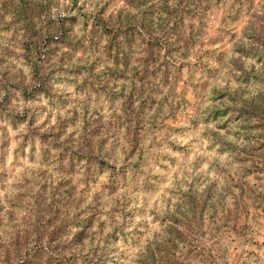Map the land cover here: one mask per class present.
Returning a JSON list of instances; mask_svg holds the SVG:
<instances>
[{
    "label": "rangeland",
    "instance_id": "rangeland-1",
    "mask_svg": "<svg viewBox=\"0 0 264 264\" xmlns=\"http://www.w3.org/2000/svg\"><path fill=\"white\" fill-rule=\"evenodd\" d=\"M161 1L123 0V7L117 13L110 14L119 6L120 0H108L98 14H85L87 0H84V4H81V0H72V6L62 10L75 12L77 15L60 19L59 27L57 21L51 19L53 9L60 8L59 0L0 2V12L3 13L0 14V22H3L4 15H12L14 20L13 24L5 25L4 30H11L18 21H23L26 22L25 27L29 28V34L35 41L43 43L40 45L43 50L38 61L40 71L57 75L64 65L74 62L84 65L89 57L95 56L96 61L91 65L93 70L96 64L103 63L107 66L109 76L106 81H101L94 80L90 75L89 80L93 82L89 84L86 81L83 87L77 89L87 94V100L84 102L85 127L78 151L84 154L67 157L68 148L60 142L64 134L61 131L60 139L55 140L56 145L52 148L46 144L47 147L43 149V163L49 168H53L54 164L55 167L51 175L46 172L40 173L46 182L42 185L39 200L36 197L34 209L29 211L23 204V210L18 211H29V215L21 217L17 216L16 211L9 212L12 213L10 218L17 227L16 231L18 230V241L24 236L25 242H28L22 247L21 255L29 251L33 257V264L36 262L41 264L48 254L46 248L30 245L36 237L33 225L46 227L50 224L42 225L40 221L46 220L52 209L39 206L45 205L49 191L62 197L61 205L55 209V215L81 208L89 192H94L92 211L94 214L90 217L94 220L92 225L90 224L91 227L88 226L89 235L98 221L102 230L105 225L100 217L104 214L103 209L106 205L115 203L113 214H118L120 210L117 207L123 205L125 209L128 208L131 196L141 191L153 190L146 187L150 152L162 149L171 141V134L179 130L180 121L190 119L194 109L199 111L210 87L212 92L218 95L215 98L217 101H222L228 96L234 105L239 106L237 97L229 95L227 90L219 94L217 88L213 87V81L218 80L220 73L226 68L230 74L232 69L243 71L242 62L228 59L230 51H237L244 56H254L264 49L262 15L264 6L257 9V0H236L239 10L234 16L232 12L234 6L230 5L228 0H166V6L161 5ZM254 9L257 16V38L252 41L250 47L237 45L230 48L229 45L233 44L239 35V20L246 18ZM46 14L48 18L45 20ZM99 17L112 29L111 32L116 33L121 31L120 29H125L132 34L123 62L113 60L107 53L110 47L109 38L112 39V43L118 41L119 45H122V39L106 36L100 31L96 23ZM82 18L85 35L77 38L75 31ZM217 25L221 27L217 28ZM45 32L46 35L55 37L50 38L52 40L47 45L41 38ZM57 34L59 39L56 38ZM261 60H264V55H260L258 63ZM3 63L4 61L0 59V64ZM84 68L88 71V66ZM5 73L22 83L30 84V80L23 72L21 74L19 70H14V66L5 68L0 73L2 80L5 79ZM236 79L238 82L259 84L260 95L251 103L264 107V75L257 74L253 68L252 72H246L242 78ZM116 88H119L120 92H115ZM178 88L181 89L179 102L174 104ZM93 95L96 96L95 100L92 98ZM40 98L39 96L36 102ZM54 99L53 96L50 100ZM105 99L108 103L93 113L94 119H89V106L93 103L102 104ZM68 100L74 104L80 103L72 101L71 97H68ZM51 106L63 108L67 107V104L56 101L51 103ZM227 109L232 112L234 108ZM121 110L125 113L124 117L116 115ZM73 112L77 122L80 119V112L77 109H73ZM108 112H112L113 115L111 117L105 115ZM242 115L239 117L232 115L231 122L222 127L228 130L229 134H233L229 126L239 123L241 132L235 135L238 139L242 135L247 141V146L239 149L235 145L227 147L236 154L234 160L241 167L218 169V178L208 183L203 192L198 190V185L205 183L207 177L199 176L188 185L187 193H178L182 202L177 205L176 211L169 212L164 217H156L161 224L169 225L167 229L169 239L163 246L168 251L165 253L161 246H157L151 251V258L147 264H166V261L167 264H171L173 259L175 264H257L264 258L256 255L257 252L264 253V249L256 247L259 241L254 239L252 245L245 244L243 239L247 232L241 233L245 221L251 224L248 218L253 213H264V119ZM113 137L116 139V145L110 148ZM149 137L151 143L146 150L144 145ZM66 143L69 145L76 143L75 133ZM121 144L134 146L133 151L125 157L126 161L131 162L138 158L141 163L121 169L125 180L123 185L120 176L110 177L111 187L101 185L100 178L104 172L115 171ZM53 150L60 151L61 155L54 158L51 154ZM98 151L104 154L99 169L97 164L91 161V155L99 158ZM109 161L113 163L109 164ZM82 165L85 175L80 179ZM56 173L62 177L59 182L54 179ZM130 176L137 179V186L120 201L114 202L112 198L116 193L121 191L122 187L129 186L127 180ZM219 177L226 178L222 186ZM23 199L21 197V202ZM3 212L2 209L0 216ZM261 220H264V215L261 216ZM142 225L148 227L146 223L142 222ZM86 228L84 227V230L75 237L77 240L74 245L84 244L85 239H90L86 236ZM14 232L11 231L12 235ZM143 235L141 234V239ZM41 240L44 241L43 237ZM209 246L212 261H208L203 252V249ZM249 248L252 249L251 255H248ZM242 249L244 255H241Z\"/></svg>",
    "mask_w": 264,
    "mask_h": 264
},
{
    "label": "clouds",
    "instance_id": "clouds-1",
    "mask_svg": "<svg viewBox=\"0 0 264 264\" xmlns=\"http://www.w3.org/2000/svg\"><path fill=\"white\" fill-rule=\"evenodd\" d=\"M2 2V0H0ZM19 3V0H16ZM46 2V0H45ZM108 0H87V7L84 8L85 14H98L100 8L103 7ZM230 5H233V15L235 16L239 10V4L236 0H228ZM84 4V0H81ZM59 10L54 8L51 14V19L57 21L59 27V20L69 15H77L75 12L64 11L65 7L72 6V0H59ZM264 6V0H257V9ZM123 7V0H120L119 6L115 7L110 14H115ZM0 14H3L0 12ZM264 15V13H262ZM45 15V20L47 19ZM256 9L248 13L246 18L239 20L238 32L239 35L233 44L229 45L230 48H235L237 45L250 47L252 41L257 38L256 31ZM14 23L12 15H4L3 22H0V59L4 61L0 64V73L5 68L14 66V70L22 71L25 77L31 80L33 69L25 57H31L33 61L36 60V54L30 49L24 47L25 44H31V39L24 29V23L16 24L11 30H4L5 25ZM84 20H80L76 28L75 35L77 38L85 35L83 29ZM221 27L217 25V28ZM47 33L45 32V35ZM59 39V34H57ZM107 43V41H105ZM259 47V45H257ZM260 55H264V49L258 55L244 56L237 51H230L228 59L233 61L242 62L243 71L232 69L231 74L229 69L226 68L220 73V78L213 81V87L217 88L220 93L226 90L229 95L237 97L239 107L245 106V103H251L254 98L260 95V85L254 83L238 82L236 77H243L246 72L250 73L255 68L257 74L264 75V60L258 63ZM96 61V57H89L84 65L79 62L64 65L61 71H58L56 76L51 77L48 81L52 85L54 100L45 97L43 93H39L41 98L38 102H28L21 104L14 115L20 117L25 116V108L37 109L36 115L28 114V118L34 120V123L29 127L28 119L20 124L19 128L14 129L11 126V121L4 123L0 121V206L3 207V215L5 218L9 212L16 211L17 216L29 215V211L34 209L35 200L38 194L41 193L42 185L45 184V179L41 177V172L52 174L53 168H49L43 163L44 153L43 149L47 147L42 142V134H59L61 130V121H69L74 115L73 109L80 112V119L77 120L75 125L68 124L61 143L65 148L71 147L72 151L80 150V138L84 133L85 127V101L87 94L77 91L78 87H83L85 82L90 84L93 81L89 80L92 75L93 79L106 81L109 76L107 75V66L103 63L96 64L93 68L92 63ZM88 66V71H80L82 67ZM74 71H79V76L72 75ZM3 77L0 75V80ZM59 81V82H54ZM38 86V85H37ZM30 92L32 88L28 89ZM15 91V89L10 90ZM115 92H120L119 88ZM181 89H177V99L173 101L174 104L179 102V94ZM15 94L16 91H15ZM9 95L6 92H0V102H3L4 96ZM71 97L72 101H80L79 104H74L68 100ZM93 100L96 96L93 95ZM59 101L61 104H67V107L53 108L51 103ZM107 99L102 104L93 103L89 106V119H94L93 113L107 104ZM233 101L225 96L222 101H217L213 97L212 88L210 87L207 92L199 111L193 110L190 119H182L179 124V130L171 134V141L166 143L162 149L150 152L148 168L146 172V187L153 189L152 191H141L130 197L131 203L128 205V212L131 216H123L121 214H113L115 203L108 204L103 209L104 214L100 220L104 222V227L101 230L100 222L98 221L91 230L90 239L84 240L83 248H74L73 252L80 254H87L90 249L96 247H104L107 252L106 258H110V264H147L151 258V251L157 246L162 247V251L167 253L168 249L163 247L169 239L167 231L169 225L161 224L156 219L157 216L164 217L167 213H174L177 205L181 204V197L179 192L187 193L189 191L188 185L192 184L194 178L199 176L207 177V181L198 185V190L203 192L208 186V183L218 178L217 170L228 168L239 169L240 164L234 160L235 153L231 151L227 145H235L238 149L247 146V141L242 138H237L235 133L241 132L239 123L231 124L229 126L231 133L221 127L224 120L217 121L215 118L216 109L223 110L224 108H236ZM236 114H238V109ZM111 117L112 112L105 113ZM119 117H124L123 110L116 113ZM233 112H229L232 116ZM75 133L76 143L69 145L66 143L68 138ZM26 137H29L26 140ZM105 139H108L105 137ZM151 143V137L145 141V149ZM116 139L112 138L110 148L115 147ZM33 148L35 149L33 153ZM134 149L132 144H121L119 160L116 163L115 171H106L100 178L101 185L111 187L110 177L120 176L121 184L125 183L123 172L124 167H131L132 165H139V159H134L131 162L126 161L125 157L130 154ZM52 156L57 158L61 155L60 151H52ZM111 154L110 152L108 153ZM34 155V159H30ZM100 159L104 158V154L98 151ZM109 164L113 161H109ZM97 169L99 163L97 161ZM85 175L84 165L80 168V179ZM56 182H59L62 177L59 173L54 176ZM220 185H224L225 177H219ZM128 187H122L121 191L117 192L112 198L113 201H120L125 195L132 192L137 186V179L129 177L127 180ZM94 192H89L85 203L81 208H86L87 205L93 203ZM23 197V204L29 211H18L13 208L14 203L21 201ZM243 206H241V210ZM94 213L92 211L84 213L80 220L88 221ZM247 216V213H245ZM264 213H253L248 219L251 220L249 225L247 221L242 225L241 233L247 232L243 242L248 245L254 243V239L259 242L256 243L258 249H264V220L261 216ZM70 219L72 217H69ZM143 223L148 225L145 228ZM85 224L79 227H70L69 235L64 239V243L71 246L75 236L84 230ZM119 226L123 235L114 232V227ZM11 229L7 231L0 230V261H4L6 257V250L13 243V238L9 234ZM112 234L116 237L114 241L105 243V238ZM141 234L143 238L141 239ZM94 238H91L93 237ZM31 246V245H30ZM203 252L208 261H212L211 246L203 249ZM243 249L241 255H244ZM252 254V249H248V255ZM68 255H71L69 253ZM257 256L264 257V253H256ZM77 264H80L79 260ZM167 264V261H166ZM175 264V260L171 261ZM257 264H264V258L260 259Z\"/></svg>",
    "mask_w": 264,
    "mask_h": 264
},
{
    "label": "trees",
    "instance_id": "trees-1",
    "mask_svg": "<svg viewBox=\"0 0 264 264\" xmlns=\"http://www.w3.org/2000/svg\"><path fill=\"white\" fill-rule=\"evenodd\" d=\"M166 0L161 1V5L166 6ZM23 21H18L17 24ZM24 23V29L28 33L30 39H31V44H25L24 47L26 49H30L31 51H34L36 54V60L35 62L33 59L29 57H25V59L28 60V63L32 66L33 69V74L30 80V84L27 85L26 83H22L21 81L16 80L12 75H7L8 73H5V79L0 81V92H6L9 93V95L4 96L3 102H0V121H3L4 123H8L11 121V126L16 129L19 128L20 124L23 123L26 119H28L29 122V127L32 126L34 123V120H31L28 118V114L32 113L33 115H36L37 109H27L25 108V116L20 117L18 115H14L16 113L17 109L20 107L21 104H26L28 102H36V99L39 97V93H43L45 97H48L51 99L53 97V89L52 85L48 83V81L51 79V77L56 76V75H50L49 72H43L38 69V61L41 58L42 54V45L43 43H37L32 35L29 34V28H26V22ZM98 27L100 28V31L105 33L106 36L113 37V38H121L122 39V45L118 44V41L115 43H112V39L109 40V49L107 51L108 54L111 55V58L113 60H119L118 62H123L124 57L126 56V48L128 47L129 44V38L132 35L130 32H128L125 29H120L121 31L111 32V28H109L106 25V22L101 19L100 17L97 18L96 21ZM54 35H43L41 38L45 41V45H47L53 38ZM55 38V37H54ZM37 65V66H36ZM80 71H85V68L82 67ZM7 72V70H6ZM22 74V71H20ZM72 75H79V71H74L71 73ZM54 82H59V81H54ZM38 85V86H37ZM32 88V91L30 92L28 89ZM12 89H15V91H11ZM216 89V88H214ZM213 89V90H214ZM221 94V93H219ZM223 94V93H222ZM218 96L216 93H213V97L216 98ZM224 97V95H221ZM238 109V114H236ZM229 110L227 108H224L223 110L221 109H216L214 115L217 121L223 120L224 117H228L227 120H224L223 124L221 127L226 126L231 122V118L233 116H255L256 118H261L262 120L264 119V107H261L260 105L256 103H247L245 104L244 107L240 108L239 106L232 109L233 116H229ZM242 115V116H243ZM74 115L69 121H61V130L60 132H64L68 124H75V119ZM60 133L59 134H42L41 139L44 144H49V147H54L55 140L60 139ZM29 137H26V140ZM35 149L33 148V153ZM44 153V152H43ZM79 154H84L81 152H74L72 151L71 147H68V152H67V157L71 156H80ZM91 161L97 164V161L100 165L101 159L98 157L91 155ZM34 159L35 157H30V159ZM84 158V157H83ZM107 164V163H104ZM52 193V194H51ZM58 194L53 193V191H49V193L46 196V201L45 205H39V206H45L44 208L47 209H52V213L48 215L47 219L44 221H40L42 225L46 223H50L46 227H42L39 225H33L32 229L36 233L35 239L32 241L33 247H39V248H46L48 250V254L46 257L42 260L41 264H77V261L79 260L80 264H110V258H106L107 252L104 247H96L92 248L89 250L87 254H80L78 255L77 253L73 252L74 248H83L84 244H75V241L77 239L74 238V241L72 242L71 246H68L64 243V239L67 235H69L70 232V227H79L81 224L86 223V236H89V228L91 227L90 224L92 225V222L94 219H89L91 221H83L80 220V217L89 211H93L94 204H89L87 205L86 208H77L75 210L72 209L71 211H63L59 215H55V209H58L59 206L61 205L62 202V197H58ZM39 194L37 195L38 200H39ZM55 196V197H54ZM43 203V202H41ZM14 209H21L23 210L24 205L20 201L18 203L13 204ZM118 214H121L123 216H130L131 214L128 212V208L125 209V207L122 205L121 207H117ZM3 209L2 206H0V211ZM12 213H8L7 217L2 214V218L0 216V230L7 231L8 229H11V231H15L12 235L10 232L9 234L13 238V243L11 246H9L6 250V257L5 260L2 261V264H33V257L30 256L29 251L23 252L21 255V249L25 245L28 244V242H25V237L21 236L20 241H18V230L16 231L17 227H15L14 222L12 221V218L10 216ZM69 217H72L71 219ZM14 220V218H13ZM90 226V227H88ZM87 230V231H86ZM40 232L42 236L40 237ZM114 232L119 233L120 235H123L121 229L119 226L114 227ZM79 235V233L77 234ZM76 235V236H77ZM75 236V237H76ZM43 237V240L41 238ZM84 239V237H83ZM114 241L116 240V237L113 236L112 234H109L108 237L105 238V243L108 241ZM41 241V242H40ZM45 244H44V243ZM84 243V241H83ZM0 247H3V245H0ZM71 253V255H68ZM36 264H38L36 262Z\"/></svg>",
    "mask_w": 264,
    "mask_h": 264
}]
</instances>
